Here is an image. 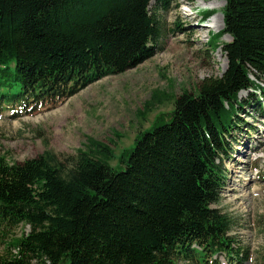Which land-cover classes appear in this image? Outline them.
Returning <instances> with one entry per match:
<instances>
[{
	"label": "trees",
	"instance_id": "trees-1",
	"mask_svg": "<svg viewBox=\"0 0 264 264\" xmlns=\"http://www.w3.org/2000/svg\"><path fill=\"white\" fill-rule=\"evenodd\" d=\"M175 2L0 0V102L21 111L136 67L162 49L161 13ZM222 15L214 36L230 37L226 70L178 94L120 169L92 137L68 166L48 150L20 163L0 157V232L29 228L0 264H221L220 255L246 264L217 205L231 130L252 106L239 93L264 99V0H224Z\"/></svg>",
	"mask_w": 264,
	"mask_h": 264
},
{
	"label": "rangeland",
	"instance_id": "rangeland-1",
	"mask_svg": "<svg viewBox=\"0 0 264 264\" xmlns=\"http://www.w3.org/2000/svg\"><path fill=\"white\" fill-rule=\"evenodd\" d=\"M216 4L218 9H203L199 0H176L161 13L162 49L134 68L105 76L69 97L43 100L21 111H12L11 101L0 102V157L20 163L48 150L68 166L92 137L112 150L108 163L120 169L121 154L140 131L169 119L178 94L195 93L203 79L219 77L226 70L221 45L230 37H215L218 31L208 27L211 15L223 17L224 0ZM205 9L214 11L203 17ZM252 93H239V99L252 101V106H243L239 127L231 130L217 206L232 220L230 234L236 246L248 249L246 264H264V99L258 104ZM28 230L18 226L0 232V254L12 250L11 238ZM218 259L227 264L224 255Z\"/></svg>",
	"mask_w": 264,
	"mask_h": 264
},
{
	"label": "bare ground",
	"instance_id": "bare-ground-1",
	"mask_svg": "<svg viewBox=\"0 0 264 264\" xmlns=\"http://www.w3.org/2000/svg\"><path fill=\"white\" fill-rule=\"evenodd\" d=\"M199 5L202 6V8H209V9H216L217 8L218 9V5L216 4V0H210L207 2L199 0ZM208 27H209V29L211 28V29H214L216 31H219L222 28V17L219 13L211 15L210 25ZM208 31L209 30H207L206 32H208ZM243 196H245V194Z\"/></svg>",
	"mask_w": 264,
	"mask_h": 264
}]
</instances>
